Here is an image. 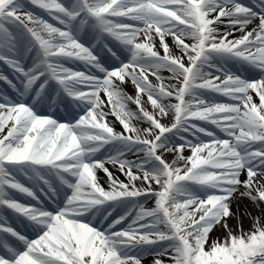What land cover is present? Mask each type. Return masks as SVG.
I'll use <instances>...</instances> for the list:
<instances>
[{"label": "snow or ice", "instance_id": "1", "mask_svg": "<svg viewBox=\"0 0 264 264\" xmlns=\"http://www.w3.org/2000/svg\"><path fill=\"white\" fill-rule=\"evenodd\" d=\"M27 4L0 0V264H264V0ZM237 193L262 212L238 233Z\"/></svg>", "mask_w": 264, "mask_h": 264}, {"label": "bare ground", "instance_id": "2", "mask_svg": "<svg viewBox=\"0 0 264 264\" xmlns=\"http://www.w3.org/2000/svg\"><path fill=\"white\" fill-rule=\"evenodd\" d=\"M27 10V9H26ZM236 36H239L240 33L236 32ZM167 42L169 43L170 47H172L173 51L176 52L177 54L179 53V50L176 49L173 45V41L171 37L167 38ZM162 53V50H161ZM240 74V73H239ZM161 75L164 77H168L170 73L167 71H162ZM149 79L153 82L156 83L155 77L150 76ZM167 82V80H165ZM122 88L125 93L129 95H135V88L131 81L129 80L127 83L122 85ZM255 98V97H254ZM256 102L258 103V98H255ZM146 100V97H145ZM174 102V101H173ZM128 107L132 109L133 111H136V106L135 104L129 103ZM148 109L151 111V105H147ZM106 111H110V109H105ZM107 121L112 125L116 131H121V125L119 124L118 121H116L114 116L109 115L107 117ZM163 123L168 124L170 123V118L166 117L162 120ZM134 124L138 127H147L148 125L143 122V121H133ZM128 159H134V156H128ZM174 158L172 153H166L165 154V159L168 161H171ZM106 167L109 168V170L113 173L114 176L119 177L121 180H126V178L118 171L117 168H114L111 164L106 165ZM97 175L99 177L100 183L107 188V177L102 171H98ZM245 175L242 174L241 179H244ZM147 207H152L154 206V201L153 200H148L145 202ZM232 210L234 215L228 219V224L229 227L233 229L234 232H239L240 228L242 227L245 231L249 230L251 228L253 219L257 216H262L261 208L257 207L254 205L250 200H248L246 197H240L239 193L236 194L235 198L232 201L231 204ZM9 223L10 220H9ZM12 224V223H11ZM15 227V226H14ZM17 228V227H16ZM18 230V228H17ZM225 233L221 231V229L218 227V225L213 229V231L210 233V241L216 238H221L223 239L225 237ZM153 257L151 255H148L144 258L143 264H149L151 262Z\"/></svg>", "mask_w": 264, "mask_h": 264}, {"label": "rangeland", "instance_id": "3", "mask_svg": "<svg viewBox=\"0 0 264 264\" xmlns=\"http://www.w3.org/2000/svg\"><path fill=\"white\" fill-rule=\"evenodd\" d=\"M201 137H202V139H207V137H204L202 134H201ZM189 138L191 139V137H189ZM177 142H178V141H177ZM184 155H185V156L190 155V152H189L188 150H185V151H184ZM141 202H144V201H141ZM218 227L221 229V231H222L223 233H225V235L227 234L226 231H225L221 226L218 225ZM165 259H166V258H165ZM149 264H151V262H149Z\"/></svg>", "mask_w": 264, "mask_h": 264}]
</instances>
